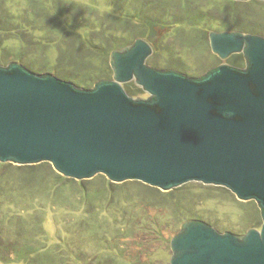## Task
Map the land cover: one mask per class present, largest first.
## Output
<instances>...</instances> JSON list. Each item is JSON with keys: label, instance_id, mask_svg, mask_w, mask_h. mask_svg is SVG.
<instances>
[{"label": "rangeland", "instance_id": "obj_1", "mask_svg": "<svg viewBox=\"0 0 264 264\" xmlns=\"http://www.w3.org/2000/svg\"><path fill=\"white\" fill-rule=\"evenodd\" d=\"M213 32L264 37V2L0 0V65L95 85L113 79L114 51L142 39L153 48L152 68L197 78L225 63L244 67L242 55L223 61L212 52ZM124 86L147 98L135 83ZM54 173L49 163H0V264H169L171 241L190 220L238 236L263 225L255 201L224 187L189 183L163 192Z\"/></svg>", "mask_w": 264, "mask_h": 264}, {"label": "water", "instance_id": "obj_2", "mask_svg": "<svg viewBox=\"0 0 264 264\" xmlns=\"http://www.w3.org/2000/svg\"><path fill=\"white\" fill-rule=\"evenodd\" d=\"M210 47L223 61L243 54L246 67L221 65L201 78L152 68L142 39L114 51L113 79L90 89L0 65V163H49L67 179L104 175L163 192L224 187L257 203L261 229L238 236L190 220L171 241L169 264H264V38L213 32ZM130 82L147 98L130 96Z\"/></svg>", "mask_w": 264, "mask_h": 264}, {"label": "trees", "instance_id": "obj_3", "mask_svg": "<svg viewBox=\"0 0 264 264\" xmlns=\"http://www.w3.org/2000/svg\"><path fill=\"white\" fill-rule=\"evenodd\" d=\"M89 79H85V80H83V81H81V82H76L75 84L76 85H78L79 87H82V88H86V89H90V88H93V86H94V84L93 85H91L90 84V80L88 81ZM124 88H125V90L127 91V93L130 95V96H133V93H132V91L128 88V86H124ZM139 93L140 94H142L143 92H142V89H139ZM2 164V166H7V164H3V163H1ZM9 164V163H8ZM46 165L47 163H43V164H40V165ZM37 166V165H36ZM57 177H58V179L59 180H61V179H66V180H69V179H67V178H62V176H60L59 174H56V173H54Z\"/></svg>", "mask_w": 264, "mask_h": 264}, {"label": "flooded vegetation", "instance_id": "obj_4", "mask_svg": "<svg viewBox=\"0 0 264 264\" xmlns=\"http://www.w3.org/2000/svg\"><path fill=\"white\" fill-rule=\"evenodd\" d=\"M261 1H263L264 2V0H261ZM218 33V32H217ZM220 33V32H219ZM243 34H245V33H243ZM245 35H255V36H260V35H256V34H252V33H249V34H245ZM260 37H263V36H260ZM264 38V37H263ZM122 50V49H121ZM119 51V50H118ZM237 55H242L243 56V54H235V55H232L229 59H231L233 56H237ZM219 58V57H218ZM220 59V58H219ZM228 59V60H229ZM243 59H244V56H243ZM244 61H245V59H244ZM221 65H229V66H232V67H235V68H238V69H244L245 67H246V61L244 62V67H242L241 66V64L240 65H232V64H228V63H225V64H221ZM221 65H219V66H221ZM219 66H217V67H219ZM217 67H215V68H213V69H216ZM213 69H211V70H213ZM211 70H209V71H211ZM208 71V72H209ZM207 72V73H208ZM202 77V76H201ZM201 77H197V78H201Z\"/></svg>", "mask_w": 264, "mask_h": 264}, {"label": "clouds", "instance_id": "obj_5", "mask_svg": "<svg viewBox=\"0 0 264 264\" xmlns=\"http://www.w3.org/2000/svg\"><path fill=\"white\" fill-rule=\"evenodd\" d=\"M73 17H74V12L72 10V12H70L69 14H67V16L64 18L66 21L65 26L68 27L69 29H71L72 25H73Z\"/></svg>", "mask_w": 264, "mask_h": 264}]
</instances>
